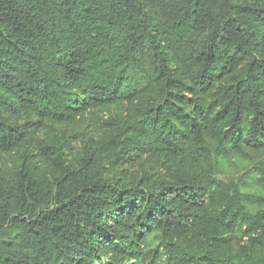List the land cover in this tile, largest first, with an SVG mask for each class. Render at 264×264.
<instances>
[{
  "label": "trees",
  "instance_id": "16d2710c",
  "mask_svg": "<svg viewBox=\"0 0 264 264\" xmlns=\"http://www.w3.org/2000/svg\"><path fill=\"white\" fill-rule=\"evenodd\" d=\"M0 264H264V0H0Z\"/></svg>",
  "mask_w": 264,
  "mask_h": 264
},
{
  "label": "rangeland",
  "instance_id": "374dc122",
  "mask_svg": "<svg viewBox=\"0 0 264 264\" xmlns=\"http://www.w3.org/2000/svg\"><path fill=\"white\" fill-rule=\"evenodd\" d=\"M251 158H255L257 157V155L255 153H250L249 154ZM242 162V165L240 167H235V166H231V168H233V171L234 170H241V171H244L245 167L247 168L250 164L249 162L247 161H241Z\"/></svg>",
  "mask_w": 264,
  "mask_h": 264
}]
</instances>
